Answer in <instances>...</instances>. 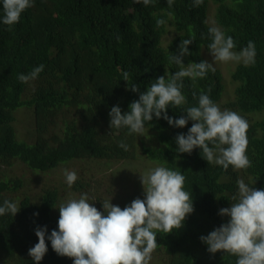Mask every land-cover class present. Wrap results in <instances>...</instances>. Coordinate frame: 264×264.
<instances>
[{
	"label": "trees",
	"instance_id": "trees-1",
	"mask_svg": "<svg viewBox=\"0 0 264 264\" xmlns=\"http://www.w3.org/2000/svg\"><path fill=\"white\" fill-rule=\"evenodd\" d=\"M210 5L216 24L236 42L235 50L248 41L256 45L255 64L239 63L231 73L236 85L230 105L242 114L264 112V0H203L199 7L193 6V0H174L171 7L166 0H154L149 6L133 0H35L10 30L0 23V167L20 161L34 171H47L74 159H134L139 149L146 158L184 175V190L191 194L194 207L182 228L157 232L158 264H236V256L209 253L199 238L227 221L218 210L236 202L232 197L238 192L237 180L264 189V114L257 120L242 116L250 125L246 154L252 166H229L227 171L207 163L199 148L191 154L178 152L175 137L187 133L190 120L176 128L153 117L145 124L154 132L153 146L138 144L137 134H129L126 128L109 127L112 106L119 105L123 113L138 99L139 93L129 88L132 84L144 91L157 77L170 79L181 67L204 60L202 51L211 43ZM157 19L165 24L157 27ZM167 25L173 27L174 35L163 45ZM190 38L191 54L183 57L184 65L171 63L169 56ZM40 64L45 67L35 80L17 79ZM215 69L202 79L185 77L181 91L187 103L170 105L167 114L179 118L187 107L198 106L201 92L208 93L214 103L219 101L222 73ZM124 72L129 73L127 81ZM19 107L33 115L32 142L17 138L13 124ZM120 141L129 145L128 151L118 147ZM21 184L19 178L0 173V205L5 199L15 202L8 193ZM86 185L78 180L72 187L81 190ZM58 197L57 187H45L38 200L26 195L19 200L14 216H0V262L36 264L28 255L38 242L34 229L46 225V236L57 229ZM133 199L126 194L112 200L95 195L92 203L103 211L105 200L123 209ZM46 244L48 251L39 264H73L71 258L57 255L47 239Z\"/></svg>",
	"mask_w": 264,
	"mask_h": 264
},
{
	"label": "clouds",
	"instance_id": "clouds-1",
	"mask_svg": "<svg viewBox=\"0 0 264 264\" xmlns=\"http://www.w3.org/2000/svg\"><path fill=\"white\" fill-rule=\"evenodd\" d=\"M149 6L154 0H133ZM35 0H2L3 16L0 23L11 26L19 23L22 13L34 6ZM171 7L174 0H166ZM203 0H193V6L199 7ZM165 24L164 19H157V27ZM211 43L208 45L214 61L243 63L244 66L255 64L256 45L248 41L239 52L234 51L236 42L232 36L217 27L208 28ZM203 38V35H202ZM193 40L180 42L176 54L169 56V61L184 65L183 57L190 55L188 46ZM40 64L28 74H18L22 83L35 80L43 71ZM213 64L207 60L192 62L181 67L170 79L159 76L144 91L137 84L129 88L139 93V97L129 104V110L122 113L119 105L111 107L110 128H126L129 134H143L146 122L165 119L176 128H183L192 121L187 133H178L175 142L179 153H188L199 148L207 163H212L227 171L247 169L252 162L247 156L249 129L248 121L235 111L221 108L212 101L210 95L201 92L198 106L187 107L183 115L173 118L167 109L181 107L187 103L182 93L185 77L195 80L204 78L209 71L215 72ZM124 81L129 73H123ZM211 89L209 88L208 92ZM196 97V93L193 92ZM124 151L129 145L124 141L118 143ZM66 183L69 187L78 180L75 171L65 170ZM144 198H135L123 209L113 205L110 200L102 203L98 210L87 193L78 199H71L59 207L57 229L46 236L47 226L34 229L38 242L29 248L28 255L36 264L48 251L46 239L51 242L53 251L59 256L72 259L73 264H150L152 253L157 249V232L171 233L180 229L187 216L194 211L192 196L184 190L185 177L181 172L158 166L140 175ZM255 183V182H254ZM238 194L230 207H222L218 215L228 217L226 222L215 227L206 236H200L209 253L227 252L237 257L236 264H264V189H257L237 180ZM17 202L7 199L0 205V216L19 211ZM34 216L38 213H34Z\"/></svg>",
	"mask_w": 264,
	"mask_h": 264
},
{
	"label": "rangeland",
	"instance_id": "rangeland-1",
	"mask_svg": "<svg viewBox=\"0 0 264 264\" xmlns=\"http://www.w3.org/2000/svg\"><path fill=\"white\" fill-rule=\"evenodd\" d=\"M207 20L210 25L219 27L214 19L213 5L209 6ZM166 30L162 39L163 45L174 35L172 26L167 25ZM234 51L239 52L240 50L234 49ZM202 56L204 60L212 63L213 67L220 69L222 73L223 91L220 100L215 102L221 110L228 109L235 111L239 115L252 120L261 118L264 114L263 111L242 114L230 105L234 97L233 90L236 85L232 80L231 73L239 63L214 61L209 49H203ZM14 115L15 121L13 125L17 138L32 142L35 138V124L31 111L27 108L19 107L15 110ZM136 137L140 145L153 146L156 141L154 132L149 131L146 127L144 133L137 134ZM158 166L163 165L146 158L138 149L136 157L129 160L107 162L105 160L74 159L47 171H34L22 162L16 161L11 167L1 166L0 173H5L10 178H19L21 180V186L15 191L8 193V195L14 198L15 202L18 203L25 195L36 201L43 188L57 187L59 191L57 203L61 205L71 199H78L82 193H87L90 199H94L95 195H104L112 200L118 197V195L125 194L132 195L134 198H141V196H144V191L140 182V175ZM65 170L75 171L78 175V180H81L83 184L87 182L86 187H83L81 190L69 187L64 175ZM237 194L238 192L235 195ZM0 264L4 263L0 262ZM150 264H158V257L154 252L152 253Z\"/></svg>",
	"mask_w": 264,
	"mask_h": 264
},
{
	"label": "bare ground",
	"instance_id": "bare-ground-1",
	"mask_svg": "<svg viewBox=\"0 0 264 264\" xmlns=\"http://www.w3.org/2000/svg\"><path fill=\"white\" fill-rule=\"evenodd\" d=\"M257 120V119H256Z\"/></svg>",
	"mask_w": 264,
	"mask_h": 264
}]
</instances>
